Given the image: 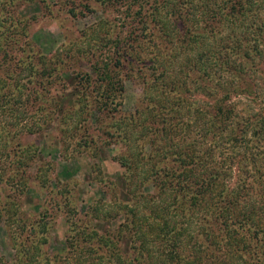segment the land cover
<instances>
[{
    "label": "trees",
    "instance_id": "trees-1",
    "mask_svg": "<svg viewBox=\"0 0 264 264\" xmlns=\"http://www.w3.org/2000/svg\"><path fill=\"white\" fill-rule=\"evenodd\" d=\"M15 1L0 0V9L5 11ZM57 2L73 16L76 10L80 12L76 0ZM115 2L124 5L122 10H114L122 21L114 24L115 33L109 37L99 35L106 19H99L91 28L89 39L97 46L92 52L98 58L91 62L90 71L72 76L75 92L71 95L91 93L90 83L105 84L97 97L91 96L94 117L100 121L109 97L114 96L113 89L123 87L117 72L124 70L127 78L139 76L146 83V105L134 116L113 121L116 127L111 141L115 145L112 157L123 168L126 185L151 186V192L143 196L145 214H131L123 222L125 229L119 223L113 233H98L80 223L67 232L61 262L264 264V98L257 99L254 87L256 71L264 73V0ZM10 15L11 10H6L0 17L4 32L0 58L19 70L16 50L21 51L23 45L17 42L14 48L8 40L17 30L15 23L6 25ZM55 62L58 70L64 68L65 60L57 52L50 66H41L45 75L57 70ZM27 70H32L30 65ZM62 79L54 72L47 89L67 86ZM12 80L14 92H19L18 81ZM198 93L205 98L214 96L213 105L202 106L204 99L194 98ZM239 94L249 96L259 109L233 122L236 113L229 100ZM71 106L61 109L67 112L63 120L78 112ZM49 120L39 114L35 126L41 129ZM127 124L135 126L137 134ZM224 140L238 146L233 154H223ZM3 167L1 159L0 170ZM42 216L46 217L44 212ZM27 226L19 225L9 235L12 264H50L35 256L38 245ZM152 238L160 239L157 245ZM122 240L128 242L131 252L120 249ZM0 264H6L1 256Z\"/></svg>",
    "mask_w": 264,
    "mask_h": 264
},
{
    "label": "rangeland",
    "instance_id": "rangeland-1",
    "mask_svg": "<svg viewBox=\"0 0 264 264\" xmlns=\"http://www.w3.org/2000/svg\"><path fill=\"white\" fill-rule=\"evenodd\" d=\"M76 3L80 12L76 10L75 16L57 0H16L6 8L12 14L6 25L10 27L15 23L20 32L16 30L8 40L14 48L18 47L17 42L23 45L21 51L16 50L19 70H13L15 66L0 58V161L4 159V167L0 170V256L6 264L13 263V242L9 235L17 231L19 225H30L25 228L32 232L37 242L35 256L38 259L46 258L50 264H55L52 261L65 264L61 259L65 255L64 235L67 232L74 231L80 223L98 233H113L119 223L124 228L123 222L131 214H145L143 196L151 192V186L126 185L123 168L112 157L115 145L111 141V132L116 127L113 121L119 116H134L146 105V83L143 84L139 76L127 78L124 70L117 72L123 87L113 89L114 96L109 97L100 121L94 117L91 96L97 97L106 88L105 84L90 83L87 88H91V93L71 95L75 92L72 76L76 72L90 71L91 62L98 58L92 52L97 46L95 40L89 39L93 33L91 28L99 19H106L107 24L99 35H114V24L122 21L120 13L114 10H122L124 5L117 6L115 0H76ZM85 3L88 7L83 6ZM5 11L0 9V17ZM218 27L222 32L221 26ZM0 34L2 38L1 28ZM88 44L94 45L89 48ZM57 52L62 54L65 64L58 70V62H55L56 71L67 86L62 85V88L55 82L61 90H48L50 83L47 81L56 71L47 76L41 66H50L48 63L55 59ZM28 65L31 71L27 70ZM36 70L42 73H34ZM111 73L116 75L115 70ZM256 74L257 99L264 98V73L256 71ZM11 78L18 81L19 92H14ZM192 97L189 95L190 100ZM205 97L204 93L194 96L196 100L204 99L202 106L213 105L211 97L214 96ZM229 102L236 113L233 122L259 109L249 96L241 94L232 95ZM57 105L61 108L57 109ZM70 105L78 112L63 120V113H67ZM39 114L50 119L41 129L35 126ZM127 127L137 134L135 126L127 124ZM225 143L223 154H233L238 146ZM249 166L250 163L247 169L252 171ZM43 212L46 217L42 216ZM158 241L160 239L151 240L156 245ZM120 249L131 252L128 242L123 240Z\"/></svg>",
    "mask_w": 264,
    "mask_h": 264
}]
</instances>
